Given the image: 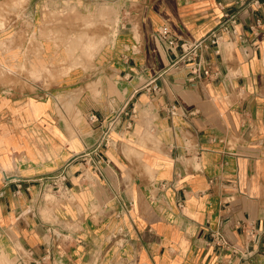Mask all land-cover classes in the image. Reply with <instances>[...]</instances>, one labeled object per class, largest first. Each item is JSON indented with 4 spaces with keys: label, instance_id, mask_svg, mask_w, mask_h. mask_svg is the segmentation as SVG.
I'll return each mask as SVG.
<instances>
[{
    "label": "crops",
    "instance_id": "crops-1",
    "mask_svg": "<svg viewBox=\"0 0 264 264\" xmlns=\"http://www.w3.org/2000/svg\"><path fill=\"white\" fill-rule=\"evenodd\" d=\"M20 12L36 35L51 13L53 36L88 29L95 47L69 64L39 38L68 71L33 90L0 82V264H264V0H26ZM225 14L234 31L219 29ZM203 38L196 73L173 63ZM63 167L64 194L43 185Z\"/></svg>",
    "mask_w": 264,
    "mask_h": 264
},
{
    "label": "rangeland",
    "instance_id": "rangeland-1",
    "mask_svg": "<svg viewBox=\"0 0 264 264\" xmlns=\"http://www.w3.org/2000/svg\"><path fill=\"white\" fill-rule=\"evenodd\" d=\"M25 1L0 0V82L10 90H33L30 81H40L44 87H50L68 71L63 67L68 63L42 59L44 43L39 38L65 48L63 54L70 60L69 64H78L90 56L95 47L94 37L88 36V29H77L73 35L65 37L53 36L49 28L53 19L51 13L44 24L45 29H40L36 35L20 12Z\"/></svg>",
    "mask_w": 264,
    "mask_h": 264
},
{
    "label": "built area",
    "instance_id": "built-area-1",
    "mask_svg": "<svg viewBox=\"0 0 264 264\" xmlns=\"http://www.w3.org/2000/svg\"><path fill=\"white\" fill-rule=\"evenodd\" d=\"M239 4L245 5L248 3H252L254 6H257L259 3V0H238ZM223 17H225L224 20H222L218 27L219 29L223 30H231L234 31L233 24L235 22V18L233 15H227L225 14ZM157 38L165 41L168 45H175L176 41L175 39L171 36L169 27L167 25H162L160 29L157 31ZM203 39H199L197 41L187 43V42H181L180 48H181V54L180 56L173 61V63H177L182 60H186L188 62H191L192 64L190 65V69L192 72H197L200 69V64L199 61H195L196 56L198 55V49L203 43ZM217 36L216 34H212L210 41L212 43L216 42ZM206 73L207 70H204ZM153 89H157L156 85H153ZM175 107L171 105L169 107V112L170 114L174 113ZM113 120L110 121V124L108 127L112 126ZM67 178L66 170L65 168H61L56 173L50 174L48 176H45L43 178V185L49 186L51 189H53L56 193H66V185H65V180ZM247 236L252 237L253 239L257 240L258 239V234L254 231L253 227H248L246 230Z\"/></svg>",
    "mask_w": 264,
    "mask_h": 264
}]
</instances>
